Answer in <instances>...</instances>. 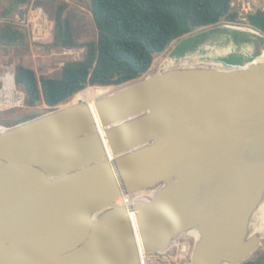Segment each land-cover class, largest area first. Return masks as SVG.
I'll list each match as a JSON object with an SVG mask.
<instances>
[{
	"label": "water",
	"instance_id": "95a60500",
	"mask_svg": "<svg viewBox=\"0 0 264 264\" xmlns=\"http://www.w3.org/2000/svg\"><path fill=\"white\" fill-rule=\"evenodd\" d=\"M228 57L171 56L93 104L0 132V264H140L118 201L154 188L134 207L147 253L192 234L190 264L251 261L264 246L252 230L264 204V55Z\"/></svg>",
	"mask_w": 264,
	"mask_h": 264
},
{
	"label": "trees",
	"instance_id": "16d2710c",
	"mask_svg": "<svg viewBox=\"0 0 264 264\" xmlns=\"http://www.w3.org/2000/svg\"><path fill=\"white\" fill-rule=\"evenodd\" d=\"M54 1L34 0V4L41 7ZM232 1L90 0L98 37L83 45L77 42L71 20L63 17L66 6L62 5L55 19L47 13L55 22L52 46L58 50L83 46L85 56L81 60L68 61L57 72L41 77H37L33 69L18 63L15 66L16 81L26 95L25 105L34 108L43 103L52 112L87 86H120L142 77L151 69L156 57L185 35L215 26L222 20L235 23L238 14L232 10ZM247 22L264 34V10L249 14ZM234 38L247 41L240 33ZM27 41V34L14 24L0 26L1 46L26 47ZM37 117L40 115L17 120L8 127ZM244 264H264V255Z\"/></svg>",
	"mask_w": 264,
	"mask_h": 264
},
{
	"label": "rangeland",
	"instance_id": "374dc122",
	"mask_svg": "<svg viewBox=\"0 0 264 264\" xmlns=\"http://www.w3.org/2000/svg\"><path fill=\"white\" fill-rule=\"evenodd\" d=\"M33 2L34 0L25 3L21 0H0V26L4 23H12L17 26L23 11ZM62 5L66 6L63 17H68L71 20L77 42L83 45L84 43L97 40L98 32L93 21L90 0H55L51 4L41 6V8L55 19L57 11ZM232 10L238 14V20L235 23L222 20L215 26L199 29L185 35L182 39L174 42L166 52L156 57L146 75L157 72L164 60L169 61L167 58L174 57L175 55L184 56L204 52L211 53L220 59L227 58L228 56V59H230L231 55L237 56L231 60H226L228 63H243V61L238 59V56L245 57L246 55L249 58L247 61H249L264 55V34L256 31L247 22L249 14L255 13L258 10H264V0H233ZM17 27L27 34L25 28L22 26ZM236 33H241L245 37L248 41V47L241 45L243 40L240 43H232L233 35ZM84 56L85 48L83 46L73 48L71 55L64 56L60 50L52 46V43L47 45H31L27 41L26 47L19 46L13 48L0 45V72L6 65L13 64L16 66L18 63H21L33 69L37 77L48 76L57 72L60 69L61 63L81 60ZM98 87L87 86L84 90ZM117 87L113 86L111 91ZM73 99L61 105V107L71 105ZM50 112L51 110L43 103H39L34 108L25 105L18 110L0 112V123L9 129L14 126H8L13 125L17 120H25L35 115L42 116ZM263 255L264 246L261 247L252 260H258Z\"/></svg>",
	"mask_w": 264,
	"mask_h": 264
},
{
	"label": "built area",
	"instance_id": "2783aa9c",
	"mask_svg": "<svg viewBox=\"0 0 264 264\" xmlns=\"http://www.w3.org/2000/svg\"><path fill=\"white\" fill-rule=\"evenodd\" d=\"M17 26H22L27 30L28 40L31 45H47L54 40L55 22L51 20L43 8L36 6L34 2L23 11ZM60 52L62 55L68 56L73 53V48H62ZM64 65L65 63H61L60 68ZM25 101L26 95L18 87L16 81L15 65L4 66L0 72V112L22 108L25 106ZM6 129V127L0 125V130L5 131ZM157 193L158 188H154L125 195L122 199L123 205L127 208L133 236L139 250L140 264H190L196 241V236L192 234L177 236L172 240L167 250L155 256L147 253L144 249L134 207L144 199L153 198Z\"/></svg>",
	"mask_w": 264,
	"mask_h": 264
},
{
	"label": "bare ground",
	"instance_id": "6f19581e",
	"mask_svg": "<svg viewBox=\"0 0 264 264\" xmlns=\"http://www.w3.org/2000/svg\"><path fill=\"white\" fill-rule=\"evenodd\" d=\"M110 92H111V88H106V87L89 88V89H86L78 93L74 97L72 104H78V103L93 104V101L96 98L100 96H105ZM0 132H3V131L0 130ZM118 202L120 203L122 202V200H119ZM252 230L254 233L261 234L264 237V204L260 207V209L258 210V212L256 213L254 217Z\"/></svg>",
	"mask_w": 264,
	"mask_h": 264
}]
</instances>
